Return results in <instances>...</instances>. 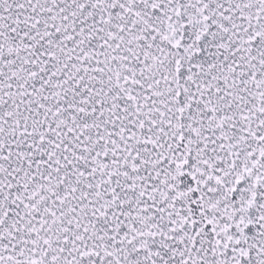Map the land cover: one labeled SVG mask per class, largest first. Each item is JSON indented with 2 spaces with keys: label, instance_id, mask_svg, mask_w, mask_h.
Wrapping results in <instances>:
<instances>
[{
  "label": "snow or ice",
  "instance_id": "snow-or-ice-1",
  "mask_svg": "<svg viewBox=\"0 0 264 264\" xmlns=\"http://www.w3.org/2000/svg\"><path fill=\"white\" fill-rule=\"evenodd\" d=\"M0 264H264V0H0Z\"/></svg>",
  "mask_w": 264,
  "mask_h": 264
}]
</instances>
